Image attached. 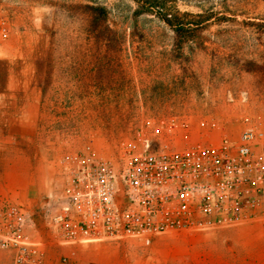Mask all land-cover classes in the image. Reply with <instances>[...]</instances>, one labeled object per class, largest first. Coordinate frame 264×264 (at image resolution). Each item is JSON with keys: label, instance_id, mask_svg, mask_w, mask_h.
I'll list each match as a JSON object with an SVG mask.
<instances>
[{"label": "rangeland", "instance_id": "374dc122", "mask_svg": "<svg viewBox=\"0 0 264 264\" xmlns=\"http://www.w3.org/2000/svg\"><path fill=\"white\" fill-rule=\"evenodd\" d=\"M159 11L192 25L178 36ZM25 92L41 95L48 121L25 131L0 117V194L26 208V233L45 243L46 264L65 248L74 251L59 262L264 264L263 224L62 244L50 223L68 153L117 163L140 131L154 138L174 117L191 124L177 148L239 136L252 102L264 106V0H0V98L14 107Z\"/></svg>", "mask_w": 264, "mask_h": 264}, {"label": "built area", "instance_id": "2783aa9c", "mask_svg": "<svg viewBox=\"0 0 264 264\" xmlns=\"http://www.w3.org/2000/svg\"><path fill=\"white\" fill-rule=\"evenodd\" d=\"M240 99L250 102V94ZM239 124L238 137L177 148V132L187 134L191 124L174 117L153 130L154 138L140 131L117 163L94 151L66 154V186L50 219L60 243L150 241L176 230L264 225V116L246 112ZM159 128L168 130V141L157 139ZM28 223L26 208L0 194V249L14 250L13 264H46L45 243L30 238Z\"/></svg>", "mask_w": 264, "mask_h": 264}, {"label": "crops", "instance_id": "0c3cea01", "mask_svg": "<svg viewBox=\"0 0 264 264\" xmlns=\"http://www.w3.org/2000/svg\"><path fill=\"white\" fill-rule=\"evenodd\" d=\"M16 99L17 101H14L13 103L11 102L14 106L12 107L6 101L2 102V97L0 98V117L2 115H8V114L10 116H13L16 124L23 122L24 127H21L20 129H24L25 131H27V129L33 130V125L37 124L38 120L42 122L41 123L42 125H43V121H48L47 120L48 118H46L48 113L46 112V109L42 107L41 105V95L40 94H38L37 92L35 93L25 92L23 101H22V98H19V97H16ZM254 104L256 103L252 102V109H251L252 112L255 114H262L264 106L262 104H258V107H257V106H254ZM2 105L4 108H2ZM2 109H4V111H2ZM8 110H10L11 112L8 113L9 112ZM15 116H17V118H15ZM43 128L45 127L43 126ZM64 157L65 155L62 157V159ZM71 251H74V250H69L66 248L64 250L63 249H59L57 251L54 250L53 255L55 256L56 259L53 262V264H75L73 261H71L70 258H69L70 259L69 262H65V263L63 261L59 262L58 260L59 254L61 253L63 254V252H71ZM13 257H14V250L12 249L5 251V253L0 252V264H12ZM46 262H47V259H46Z\"/></svg>", "mask_w": 264, "mask_h": 264}, {"label": "trees", "instance_id": "16d2710c", "mask_svg": "<svg viewBox=\"0 0 264 264\" xmlns=\"http://www.w3.org/2000/svg\"><path fill=\"white\" fill-rule=\"evenodd\" d=\"M154 5H156V1H155V3H154ZM156 7H159V6H156ZM101 11H105V9H102ZM160 12V11H159ZM179 14H177V17H175V16H170L167 12H160V17L162 18V20L167 24V25H169V26H171L174 30H175V32H176V34L179 36H181V35H183L185 32H187V26H190V25H192V23H185V22H183V20H180L179 19V16H178ZM184 16H186V15H184ZM173 17H174V19H173ZM177 20L176 21V23L174 22V20ZM195 25H199V24H195ZM191 27V26H190Z\"/></svg>", "mask_w": 264, "mask_h": 264}]
</instances>
